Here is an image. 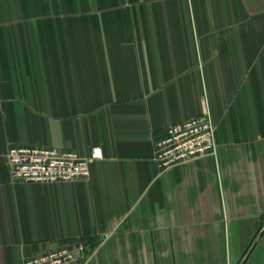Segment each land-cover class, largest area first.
<instances>
[{"label": "crops", "instance_id": "1", "mask_svg": "<svg viewBox=\"0 0 264 264\" xmlns=\"http://www.w3.org/2000/svg\"><path fill=\"white\" fill-rule=\"evenodd\" d=\"M206 109L217 155L161 173L155 142ZM17 146L103 158L18 182ZM62 245L85 264H264V0H0V264Z\"/></svg>", "mask_w": 264, "mask_h": 264}, {"label": "built area", "instance_id": "2", "mask_svg": "<svg viewBox=\"0 0 264 264\" xmlns=\"http://www.w3.org/2000/svg\"><path fill=\"white\" fill-rule=\"evenodd\" d=\"M216 123L209 109L202 114L167 128L163 138L155 142V163L165 172L207 156H216ZM103 158L99 148L89 156L73 149L42 146L11 147L7 153L14 181L56 184L87 179L91 165ZM84 247L62 245L28 259L25 264H84Z\"/></svg>", "mask_w": 264, "mask_h": 264}, {"label": "trees", "instance_id": "3", "mask_svg": "<svg viewBox=\"0 0 264 264\" xmlns=\"http://www.w3.org/2000/svg\"><path fill=\"white\" fill-rule=\"evenodd\" d=\"M88 245H91V241L90 242H86ZM93 246V245H92Z\"/></svg>", "mask_w": 264, "mask_h": 264}, {"label": "rangeland", "instance_id": "4", "mask_svg": "<svg viewBox=\"0 0 264 264\" xmlns=\"http://www.w3.org/2000/svg\"><path fill=\"white\" fill-rule=\"evenodd\" d=\"M85 264V263H84Z\"/></svg>", "mask_w": 264, "mask_h": 264}]
</instances>
